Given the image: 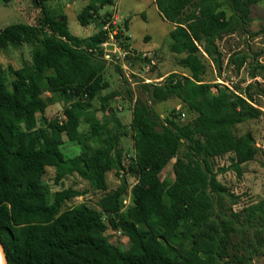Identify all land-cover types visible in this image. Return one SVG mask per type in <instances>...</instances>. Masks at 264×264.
Masks as SVG:
<instances>
[{
  "label": "trees",
  "instance_id": "1",
  "mask_svg": "<svg viewBox=\"0 0 264 264\" xmlns=\"http://www.w3.org/2000/svg\"><path fill=\"white\" fill-rule=\"evenodd\" d=\"M53 1L59 0H33L39 9L35 24H12L0 32V50L32 48L31 64L10 67L11 89L0 74V240L9 264H254L264 258V199L235 211L239 198L217 171V160L231 155L229 169L242 178L243 166L260 152L254 134L239 135L237 127L264 116V89L257 80L264 66L249 64L244 50L230 53L227 66L237 72L251 68L253 81L239 94L227 85L215 92L204 80V60L221 77L220 43L249 36L252 7L264 6V0H154L161 17L174 25L170 50L184 55L180 64L190 74L143 80L138 94L127 88L135 151L129 167L137 178L128 210L125 177L108 191V175L121 177L126 170L121 143L127 133L114 113L106 115L120 93L104 96L101 109L94 108L110 88L111 66L101 48L108 22H100V12L114 0H89L78 20L100 30L86 38L71 33L68 17L49 7ZM112 68L129 84L119 66ZM172 99L196 117L184 123L180 109L159 115L154 106ZM59 102L63 117L48 121L49 107ZM83 121L90 125L86 133L80 132ZM67 142L78 144L79 155L67 157ZM50 169L56 185L76 174L102 193L95 207L74 204L84 194L72 188L52 193ZM110 229L129 239L128 250L111 241Z\"/></svg>",
  "mask_w": 264,
  "mask_h": 264
},
{
  "label": "rangeland",
  "instance_id": "2",
  "mask_svg": "<svg viewBox=\"0 0 264 264\" xmlns=\"http://www.w3.org/2000/svg\"><path fill=\"white\" fill-rule=\"evenodd\" d=\"M88 3L89 0H59L53 1L48 5L49 7L52 6L59 14H64L68 17L69 28L73 35L84 38L92 36L100 30L99 27H95L94 25L83 27L78 20L79 14ZM38 15L39 9L34 5L33 0H0V32L12 24H35ZM100 15V22L103 19L106 22H116L118 24V28L120 31L122 30L120 35L123 34L118 40L121 46L123 48L128 46L139 54V57L133 63V72L135 74L129 73V79H127L130 85L124 81L122 76L116 73L112 65H109L111 67L109 68L107 78L110 88L94 101V108L100 110L102 107L101 99L104 96L114 92L120 93L117 98L111 100L110 110L106 115L111 117L114 113L122 121L124 131L127 133V136L122 139L121 143L125 152L124 166L126 170L121 174V177H118L115 172H111L108 175V191L117 190L121 185V179L125 177L128 180L129 193L124 198L127 204L123 203V206L125 210H128L133 204L130 189L136 184L137 178L129 167L135 151L133 135L129 130L133 115L132 103L129 101L127 88L130 86L138 94L140 91L139 84L143 80L149 79L153 83H156L162 82L173 73L181 76H188L190 73L180 64V60L184 55H176L170 50L172 43L171 32L174 29V25L161 17L154 0H114V4L103 8ZM251 17L252 22L249 26L251 34L249 36L240 37L235 35L226 37L220 43L225 61L221 77H219L209 59L206 58L204 60L207 66V75L204 80L213 84V91L215 92L218 91L219 86L228 85L232 91L237 94L241 93L253 81L250 73V62L264 66V33L262 32L264 29V6H253ZM114 48L113 46H109L107 50L114 52ZM241 50L248 52L251 59L245 68L237 72L234 66H227V62L230 53ZM25 63H32V48L30 46L24 45L19 50L14 48L0 50V74L5 77L10 89L14 80L10 67L20 69ZM260 74L257 80L264 89V72H260ZM154 109L163 118L167 117L173 109H180L184 113L182 115L184 123L190 122L196 117L193 114L187 113L182 108L181 102L177 99L157 104L154 106ZM63 110V102L50 106L46 114L47 120L61 119L63 117ZM106 115L102 112L98 113L100 119H103ZM38 122L40 126L42 122L41 116H38ZM89 130L90 125L86 121H83L80 132L86 133ZM247 132L254 134L256 146L260 152L253 162L243 166L242 178H239L235 171L229 169L231 166V155L217 160L219 181L239 198L237 205L233 206L235 211H239L250 204L264 199V116L259 120L249 121L237 127L239 135ZM63 151L70 158L76 157L81 152L78 144L71 142H67L64 145ZM222 169H227L228 171L221 172ZM55 175V170L50 169L46 180L52 188V193L72 188L84 194L73 200L74 204L87 203L95 207L96 201L102 193L93 190L87 181L76 174L66 177L59 185H56ZM108 235L111 237V241L120 247L121 250L126 251L130 248L129 239L122 233L114 232L110 229ZM254 264H264V258L255 259Z\"/></svg>",
  "mask_w": 264,
  "mask_h": 264
},
{
  "label": "built area",
  "instance_id": "3",
  "mask_svg": "<svg viewBox=\"0 0 264 264\" xmlns=\"http://www.w3.org/2000/svg\"><path fill=\"white\" fill-rule=\"evenodd\" d=\"M103 30L108 32V40L101 45V48L104 50V53H105L104 60L109 65L119 66L122 69L123 73L125 74L126 78L129 79V73H132V74L134 73L133 63L135 59L139 57V54H137V52H135L130 47L123 48V46H121L120 42L118 41L120 29L118 28V24L116 22H108L107 24H105ZM109 46L115 47L114 52L107 50ZM144 57H146V55H144ZM144 81L146 83H153L149 79L144 80ZM123 203L127 204L126 201H123Z\"/></svg>",
  "mask_w": 264,
  "mask_h": 264
},
{
  "label": "water",
  "instance_id": "4",
  "mask_svg": "<svg viewBox=\"0 0 264 264\" xmlns=\"http://www.w3.org/2000/svg\"><path fill=\"white\" fill-rule=\"evenodd\" d=\"M0 249H1V251L3 253V257H4V263L3 264H9L8 258H7L6 252H5V248H4L3 243L1 242V240H0ZM0 261L2 263L1 259H0Z\"/></svg>",
  "mask_w": 264,
  "mask_h": 264
},
{
  "label": "bare ground",
  "instance_id": "5",
  "mask_svg": "<svg viewBox=\"0 0 264 264\" xmlns=\"http://www.w3.org/2000/svg\"><path fill=\"white\" fill-rule=\"evenodd\" d=\"M0 259H2V261H3V263H4V257H3V253H2V251H1V249H0Z\"/></svg>",
  "mask_w": 264,
  "mask_h": 264
},
{
  "label": "crops",
  "instance_id": "6",
  "mask_svg": "<svg viewBox=\"0 0 264 264\" xmlns=\"http://www.w3.org/2000/svg\"><path fill=\"white\" fill-rule=\"evenodd\" d=\"M96 27V26H95ZM81 38V37H80ZM84 38H86V37H84Z\"/></svg>",
  "mask_w": 264,
  "mask_h": 264
}]
</instances>
